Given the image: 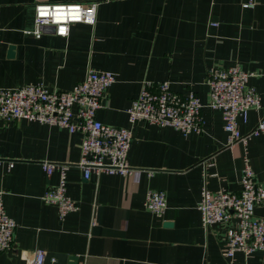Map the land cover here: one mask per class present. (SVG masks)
<instances>
[{
    "label": "crops",
    "instance_id": "1",
    "mask_svg": "<svg viewBox=\"0 0 264 264\" xmlns=\"http://www.w3.org/2000/svg\"><path fill=\"white\" fill-rule=\"evenodd\" d=\"M47 1H98L96 22L74 23L67 36L44 26L36 36L35 0H0V87L42 83L70 90L88 68L113 72L96 118L131 129L127 162L133 170L84 179L77 164L81 133L0 119V193L16 222L0 264H25L36 250L74 255L78 264H264V251L225 257V225L203 228L198 210L203 187L240 190L245 158L264 185V134L230 142L221 112L207 106L202 131L186 134L131 124L127 114L145 81H168L171 90L193 91L206 104L207 69L239 64L253 73L249 83L260 95L247 120L237 119L248 133L264 114V0L252 7L242 6L248 0ZM43 161L67 165L66 191L78 208L61 218L41 198L58 182L60 169L46 175ZM158 189L166 194V208L155 215L144 201ZM255 213L264 217V204Z\"/></svg>",
    "mask_w": 264,
    "mask_h": 264
},
{
    "label": "built area",
    "instance_id": "2",
    "mask_svg": "<svg viewBox=\"0 0 264 264\" xmlns=\"http://www.w3.org/2000/svg\"><path fill=\"white\" fill-rule=\"evenodd\" d=\"M98 3H50L47 0H35L33 33L40 36L43 27L51 25L57 35L67 36L74 23L94 25ZM253 5L254 0L242 4L243 7ZM216 24L210 21V26ZM252 75L239 64L209 67L206 72V104L193 91L180 94L171 90L168 81H145L139 95L130 102L128 120L131 124L143 121L171 126L184 134L201 132V110L207 106L221 112L228 141H245L252 135L264 134V114L248 133H242L237 125L238 118L245 122L249 111L260 106V95L249 83ZM114 81L113 72L88 68L84 78L70 90L51 88L42 83H29L14 88L0 87V119L38 121L59 126L69 133H81L77 164L84 179L90 178L91 174L101 173L128 175L133 170L127 162L132 142L131 129L106 124L96 118V111L102 106L106 90ZM75 106L76 112L73 111ZM56 167L60 169L59 180L47 187L41 198L45 203L54 205L61 218L75 211L78 206L66 191L67 165L42 162L46 175L53 173ZM262 204L264 185L255 179L247 158L244 159L238 192L202 188L198 205L201 224L205 229L215 223L225 225V257L232 258L236 252L249 255L255 251H264V217L255 213V207ZM144 207L155 215L162 214L166 208L164 190L148 191ZM15 227L16 222L5 211L0 193V252L11 247ZM44 257V251L36 250L26 256L25 264H44Z\"/></svg>",
    "mask_w": 264,
    "mask_h": 264
},
{
    "label": "water",
    "instance_id": "3",
    "mask_svg": "<svg viewBox=\"0 0 264 264\" xmlns=\"http://www.w3.org/2000/svg\"><path fill=\"white\" fill-rule=\"evenodd\" d=\"M45 28H51L54 31V26H45ZM170 224L169 222L166 223ZM44 264H78V257L74 255H67L65 253L49 252L44 257Z\"/></svg>",
    "mask_w": 264,
    "mask_h": 264
}]
</instances>
